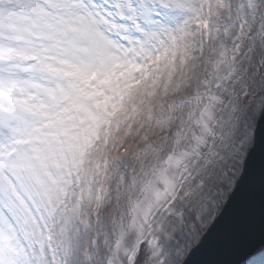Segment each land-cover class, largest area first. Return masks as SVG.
Returning <instances> with one entry per match:
<instances>
[{"label": "snow or ice", "instance_id": "snow-or-ice-1", "mask_svg": "<svg viewBox=\"0 0 264 264\" xmlns=\"http://www.w3.org/2000/svg\"><path fill=\"white\" fill-rule=\"evenodd\" d=\"M0 264H264V0H0Z\"/></svg>", "mask_w": 264, "mask_h": 264}]
</instances>
